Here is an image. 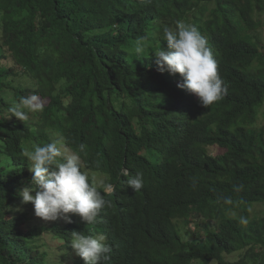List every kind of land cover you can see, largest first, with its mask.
<instances>
[{"label": "trees", "instance_id": "obj_1", "mask_svg": "<svg viewBox=\"0 0 264 264\" xmlns=\"http://www.w3.org/2000/svg\"><path fill=\"white\" fill-rule=\"evenodd\" d=\"M178 20L207 39L228 86L209 107L157 70L162 28ZM263 27L264 0H0V264H65L46 233L72 257L74 223L28 227L29 208L12 214L33 175L24 153L54 140L84 144L82 169L114 185L98 223L108 264H264ZM31 94L44 110L11 116ZM124 169L143 173L139 192Z\"/></svg>", "mask_w": 264, "mask_h": 264}, {"label": "clouds", "instance_id": "obj_2", "mask_svg": "<svg viewBox=\"0 0 264 264\" xmlns=\"http://www.w3.org/2000/svg\"><path fill=\"white\" fill-rule=\"evenodd\" d=\"M162 37L167 47H158L153 51L158 71L173 76L180 74L182 83L177 86L195 94L204 107H209L227 94L228 86L219 74L218 63L208 41L195 25L178 20L175 28H162ZM146 39L140 37L135 41L134 51L138 58L147 49ZM45 104V98L31 94L20 97L9 111L11 116L25 122L29 113L43 111ZM85 148L84 144H80L78 152L69 151L61 140L43 146L34 145L32 151L24 153L31 162L29 171L33 175L30 186L23 187L18 194L31 215L53 221L50 226L56 224L59 229H64L69 222L74 223L71 240L73 256L62 257L60 253V259L55 257L57 261L63 260L65 264H108L113 249L108 244L107 232L101 231L98 223L101 210L111 207V201L106 196L114 192V185L109 183L108 174L88 170L85 165L82 169L80 153ZM95 173L104 175L105 180H97ZM122 174L129 177L126 183L136 193L143 188L142 172L130 176L129 171L124 169ZM242 187L239 185L236 190ZM29 202L34 206V214L31 204H27ZM226 202L231 203L230 200ZM32 221L30 219L28 227L30 223L32 226H45ZM246 222L242 219V223ZM66 258L70 263L65 262Z\"/></svg>", "mask_w": 264, "mask_h": 264}, {"label": "rangeland", "instance_id": "obj_3", "mask_svg": "<svg viewBox=\"0 0 264 264\" xmlns=\"http://www.w3.org/2000/svg\"><path fill=\"white\" fill-rule=\"evenodd\" d=\"M259 36H260V39H261V41H262V43L264 44V27L261 29V31L259 32ZM46 104H47V100H46ZM45 104V105H46ZM262 119V122H263V124H264V118L262 117L261 118ZM220 153V151H218V150H214V154H219ZM96 178H97V180H105V176L104 175H102V174H96L95 173V175H94ZM21 204V205H20ZM20 204H17V205H15V206H13L14 207V209H15V212H12V214L13 215H15L16 213H18V214H21V213H23L24 212V210H28V207H26V206H22V205H26L25 203H20ZM27 204H31V206H32V208L34 209V206H33V204L31 203V202H29V203H27ZM256 208L259 210V211H264V204H257L256 205ZM32 218H33V221L32 222H38V223H42V224H44L45 226H50L51 225V223L53 222V221H45V220H43L42 218H39V217H36V219L34 218V216L32 215ZM57 220V219H56ZM55 221V220H54ZM213 222H216L215 220H213ZM32 226V223H30V227ZM192 227H194L195 228V223H193L192 224ZM193 229V228H192ZM195 230H197V228L195 229ZM198 231V230H197ZM54 236H52L51 234H44V236H43V240H44V242L46 243V247L45 248H47L48 250H50V251H53L52 253L55 255V257L57 258V259H60V253H62V251H63V248L61 247L62 246V243L64 242V240L61 238V239H59V238H57V237H55L56 235L55 234H53ZM55 252L57 253V254H55ZM70 255H72L73 256V254H70ZM241 255V253H235V254H233V255H226V257L228 258V259H231V260H234V259H237L239 256ZM74 260V263L76 262L75 261V259H73ZM65 262L66 263H70V261H69V259L68 258H66L65 259ZM211 264H217L216 263V261H214L213 263H211Z\"/></svg>", "mask_w": 264, "mask_h": 264}]
</instances>
